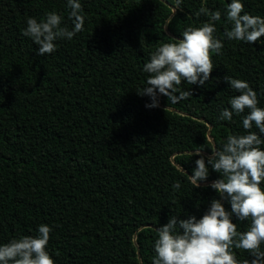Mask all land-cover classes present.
Returning <instances> with one entry per match:
<instances>
[{
    "label": "trees",
    "instance_id": "obj_1",
    "mask_svg": "<svg viewBox=\"0 0 264 264\" xmlns=\"http://www.w3.org/2000/svg\"><path fill=\"white\" fill-rule=\"evenodd\" d=\"M226 2L182 0L173 11L174 0H81L83 31L41 56L21 34L25 19L55 11L70 28L65 0H0V243L47 224L54 264H151L156 227L173 214L199 218L220 199L207 187L218 173L209 168L192 188L181 169L191 174L197 149L207 157L228 134H245L243 114L216 119L238 95L225 75L247 81L264 108V43L225 40L222 15L214 35L223 48L209 52L204 86L182 81L191 96L171 103L161 95L151 109L137 92L149 53L206 21L193 15L201 6L222 11ZM242 2L264 16V0ZM233 222L246 230V221Z\"/></svg>",
    "mask_w": 264,
    "mask_h": 264
},
{
    "label": "clouds",
    "instance_id": "obj_2",
    "mask_svg": "<svg viewBox=\"0 0 264 264\" xmlns=\"http://www.w3.org/2000/svg\"><path fill=\"white\" fill-rule=\"evenodd\" d=\"M182 0H174L179 9ZM67 19L71 27L62 23L55 11L45 12L39 21L34 17L25 19L21 34L36 46L37 55L45 56L56 50L59 40H72L83 31L85 17L81 14V0H65ZM242 0H227L225 7L211 10L201 6L194 16L207 20L198 27L184 28L175 42H162L149 53L142 72L148 74L143 87L137 92L146 96V109L159 107L160 96L171 103L191 96V90L182 91L179 85L186 82L197 87L204 86L213 69L209 52L221 54L223 42L217 38L216 22L227 25L223 37L227 41H240L251 45L264 43V16H253L243 11ZM223 80L238 95L227 100L228 107L217 110V121H230L241 116L240 124L245 134H228L219 149H212L207 157L197 149L192 155L194 168L187 175L192 188L201 187L209 168L218 178L207 185L220 199H211L203 214L197 218L178 214L169 215L167 222L154 229L151 264H264V108L258 107L257 93L248 82L225 75ZM255 128L256 131H250ZM179 181L171 188L179 190ZM221 200L229 208L225 209ZM247 222L246 230L237 231L233 222ZM52 228L40 224L36 235L11 238L0 243V264H54L47 251ZM242 249L248 259L238 261L233 249ZM142 264V262H141Z\"/></svg>",
    "mask_w": 264,
    "mask_h": 264
}]
</instances>
